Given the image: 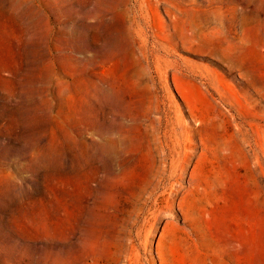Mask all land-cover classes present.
Here are the masks:
<instances>
[{"label":"rangeland","instance_id":"1","mask_svg":"<svg viewBox=\"0 0 264 264\" xmlns=\"http://www.w3.org/2000/svg\"><path fill=\"white\" fill-rule=\"evenodd\" d=\"M257 114L264 0H0V264H264Z\"/></svg>","mask_w":264,"mask_h":264},{"label":"bare ground","instance_id":"2","mask_svg":"<svg viewBox=\"0 0 264 264\" xmlns=\"http://www.w3.org/2000/svg\"><path fill=\"white\" fill-rule=\"evenodd\" d=\"M237 130L243 140V151L259 163L262 141L264 140V114H257V119L246 124H239ZM160 173L164 177L179 178L184 175V168H181L178 159L172 156L169 160H163ZM178 187L175 182L171 184L172 190Z\"/></svg>","mask_w":264,"mask_h":264}]
</instances>
